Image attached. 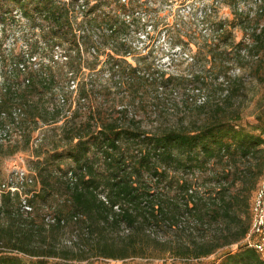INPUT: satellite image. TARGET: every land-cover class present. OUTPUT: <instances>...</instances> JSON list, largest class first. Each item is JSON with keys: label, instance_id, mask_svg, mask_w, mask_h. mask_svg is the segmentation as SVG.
Wrapping results in <instances>:
<instances>
[{"label": "trees", "instance_id": "trees-1", "mask_svg": "<svg viewBox=\"0 0 264 264\" xmlns=\"http://www.w3.org/2000/svg\"><path fill=\"white\" fill-rule=\"evenodd\" d=\"M239 1L229 0L232 6ZM75 2L0 0V18H16L12 15L16 11L39 26L43 49L50 45L65 49L61 57L66 58V74L77 76L79 70L73 68L81 61L83 45L97 56L99 50L90 33L70 31ZM261 2L248 43L235 48L238 63L246 54L264 52ZM90 12L78 26L83 31L98 26L95 18H87ZM237 17L247 30L254 23L242 14ZM118 22L109 18L99 24L113 34ZM112 34L99 43L110 45ZM39 43L40 39L29 43L31 57ZM226 54H219L223 63ZM50 59L32 69L20 59L1 74L0 131L12 133L0 141V150L14 155L33 148L37 140L41 144L33 148L31 161L39 185L30 201L33 212L21 209L19 194L1 196L0 264H92L99 258L116 262L107 264H140L135 259L145 257V246L160 244L149 230L162 226L173 234L160 245L186 263L236 246L209 264H264L259 253L244 243L252 224V196L264 177V114L256 116V123L244 124L242 106L232 103L245 75L231 81L227 73L222 76L223 102L196 105L198 115L187 123L181 118L176 125L164 123L147 131L134 115L130 118L127 107H115L110 113L98 107L86 115L77 107L58 126L73 108V91L59 87L65 76H57L61 65L54 56ZM259 63H249L250 74L264 73ZM116 68L121 81L115 85L122 89L131 84L125 80L128 69L118 63ZM77 90L78 102L95 93L84 82ZM42 125L51 129L35 138Z\"/></svg>", "mask_w": 264, "mask_h": 264}, {"label": "rangeland", "instance_id": "rangeland-1", "mask_svg": "<svg viewBox=\"0 0 264 264\" xmlns=\"http://www.w3.org/2000/svg\"><path fill=\"white\" fill-rule=\"evenodd\" d=\"M75 5L72 9H75L77 13L71 15L74 27L69 28L70 31L76 30L77 35L81 36L90 33L97 42L94 47L99 50L97 56L93 48L89 49L90 46L86 48V45H83L81 61L73 68L75 72L79 70L77 76L66 74L68 71V66L64 64L66 58L61 57L66 52L65 49H53L51 45L43 49L45 46L39 26L28 22L21 17V13L16 11L12 12L16 18L11 15L4 19L0 18V85L1 74L7 72L14 62L24 59L21 60L22 63L27 64L28 69H32L40 62L50 63V58L54 56V59L59 61L61 65L59 68L62 71L57 76L63 78V73L65 76L60 80L59 87L73 91L72 101L74 100L68 117L61 120L58 126L71 117L73 110L77 107H81L83 115L98 107L104 110L109 109V113L115 107L116 109L127 107L130 118L134 115L141 129L147 131H155L163 127L164 123L176 125L181 118H185L187 123L191 116L196 118L195 115H198L196 105L208 100L223 102L220 83L223 82L222 76L226 73L230 81L245 75L241 89L235 93L232 100V103L242 106V122L254 124L256 116L264 114V73L253 71L250 74L251 68L248 66L251 62L254 65L262 62L264 72V52L254 56L242 54L245 59H242L240 63L237 62L235 55L237 44H247L252 29L256 28L255 19L258 17V9L262 7L261 0H240L236 6H232L229 0H126L125 2L124 0H76ZM82 5H85V9ZM88 10L92 13L90 12L87 18H95L98 26L83 31L78 26L82 20L86 19ZM239 14L250 17L254 22L251 25L253 27L250 26L247 30L248 25L242 24L237 17ZM109 18L119 21L117 30L113 34L105 24H99ZM124 20L131 25L128 22L126 25L123 24ZM110 34L113 35L110 45L102 46L99 42L104 44L103 37ZM38 39H40L38 51L31 57L29 43ZM113 47H117L118 50L116 51ZM118 51L119 55H117ZM222 51L227 52L224 63L219 55ZM117 63L121 68L128 69L125 80L131 83L122 89L115 85L116 82L121 81L119 78L121 75L118 72L120 68L113 69V65ZM241 65L245 68H241ZM168 78L172 80L166 82ZM83 82L95 93L86 100L78 102L77 89ZM48 129H51L50 126L42 125L36 132L35 138L41 137V134ZM16 137L14 139L19 138ZM39 144H41L40 140L35 141L33 148ZM33 148L18 151L14 155H8L5 150H0V182L10 172L22 166L31 175L36 176L31 164L34 159ZM25 188L23 195L32 191L36 194L39 190L36 178L32 186ZM4 193L12 196L17 194L2 190L0 204ZM255 194L256 192L252 196V202ZM19 196L22 202V193ZM125 230L127 234L128 230ZM149 231L152 232L151 237L160 244L173 234L165 226L153 227ZM160 244L145 246V257H138L135 262L209 264L222 253L236 249V246L226 247L201 261L186 263L185 259L173 258ZM109 262L116 263L104 258L91 260L92 264ZM83 264L89 263L83 262Z\"/></svg>", "mask_w": 264, "mask_h": 264}, {"label": "built area", "instance_id": "built-area-1", "mask_svg": "<svg viewBox=\"0 0 264 264\" xmlns=\"http://www.w3.org/2000/svg\"><path fill=\"white\" fill-rule=\"evenodd\" d=\"M82 8L85 9V5H82ZM74 87H76V85ZM11 133L12 131H9L8 129L0 131V141L10 139ZM34 182L35 177L22 166L14 170L12 173L10 172L3 180L0 184V192L3 190V192H10L12 194L22 193V210L26 213L33 212L34 207L30 201L34 197L35 192L32 191V193H25V195H23V191L26 190L25 187L32 186ZM251 211L252 224L244 243L248 244L249 247L254 248L264 261V177L259 181L256 194L251 204ZM48 220L53 219L48 217Z\"/></svg>", "mask_w": 264, "mask_h": 264}]
</instances>
